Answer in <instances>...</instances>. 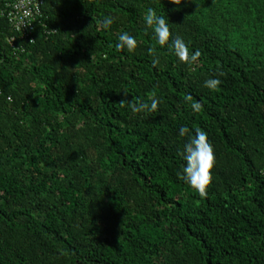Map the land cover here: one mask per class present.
Listing matches in <instances>:
<instances>
[{
	"label": "trees",
	"instance_id": "16d2710c",
	"mask_svg": "<svg viewBox=\"0 0 264 264\" xmlns=\"http://www.w3.org/2000/svg\"><path fill=\"white\" fill-rule=\"evenodd\" d=\"M41 1L23 35L0 0V264H264V0ZM151 94L155 112L119 105ZM182 126L214 146L207 198L177 176Z\"/></svg>",
	"mask_w": 264,
	"mask_h": 264
},
{
	"label": "clouds",
	"instance_id": "9594fccd",
	"mask_svg": "<svg viewBox=\"0 0 264 264\" xmlns=\"http://www.w3.org/2000/svg\"><path fill=\"white\" fill-rule=\"evenodd\" d=\"M171 3L179 5L181 0H170ZM144 21L148 28H151L155 33L157 43L163 47L168 45L170 51L179 58L181 62L192 64L199 60L201 56L200 51L190 52L188 45L180 36L172 38L167 21L163 16H158L153 8H148ZM115 22V17L109 16L103 20V27L110 28ZM169 41H171L169 43ZM137 40L128 32H123L118 37L116 49L123 51L125 48L129 52H134L137 47ZM148 53L153 57V66H158L160 63L157 49L155 47L149 48ZM223 70L217 72V76H226ZM222 81L219 78H209L204 82V86L212 91H216L221 85ZM187 101H192L193 97L188 94ZM161 101L151 94L147 100L133 99L131 101L126 98L119 101L121 108H130L133 114L151 113L158 109ZM194 112H200L203 109L201 102H194L191 104ZM180 136H187V142L183 146V151L180 155L186 162L181 171L177 172V176L185 184L195 190L201 198H207L208 188L213 182V169L215 166V152L214 146L208 138V134L201 128H196L193 132L186 126L180 128Z\"/></svg>",
	"mask_w": 264,
	"mask_h": 264
},
{
	"label": "built area",
	"instance_id": "2783aa9c",
	"mask_svg": "<svg viewBox=\"0 0 264 264\" xmlns=\"http://www.w3.org/2000/svg\"><path fill=\"white\" fill-rule=\"evenodd\" d=\"M9 2L5 17L9 20L13 31L23 35L33 32L35 24L42 17V1L11 0ZM15 41V37L9 40L13 49H15ZM30 41L33 42L32 39Z\"/></svg>",
	"mask_w": 264,
	"mask_h": 264
},
{
	"label": "water",
	"instance_id": "95a60500",
	"mask_svg": "<svg viewBox=\"0 0 264 264\" xmlns=\"http://www.w3.org/2000/svg\"><path fill=\"white\" fill-rule=\"evenodd\" d=\"M1 1H6V2H9V1H11V0H1Z\"/></svg>",
	"mask_w": 264,
	"mask_h": 264
}]
</instances>
